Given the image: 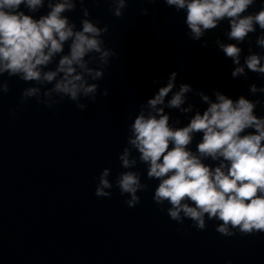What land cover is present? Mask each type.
Masks as SVG:
<instances>
[{"label":"clouds","instance_id":"clouds-1","mask_svg":"<svg viewBox=\"0 0 264 264\" xmlns=\"http://www.w3.org/2000/svg\"><path fill=\"white\" fill-rule=\"evenodd\" d=\"M86 0H48L46 15L34 18L31 13L45 7V0H0V77H18L28 83L20 95L17 110L30 99L54 109L67 98L77 109L84 111L95 103L99 84L111 59L117 56L108 47L103 36L109 26H100L99 19L91 18L84 7ZM110 4L116 18H123L129 0H93ZM158 3L159 0H147ZM82 10L80 27L65 13ZM169 8L186 12L187 35L200 41L205 33L216 29L227 20L226 37L235 43L216 44L226 58L235 65L233 78L249 72L264 77V55L250 54L241 65L242 44L250 33L261 30L256 45L264 49V6L249 13L256 0H163ZM23 6V8H22ZM23 9H27L29 14ZM147 15L148 9H142ZM65 45L68 50L65 52ZM207 47V41L201 45ZM58 57V60H57ZM55 62V67L49 66ZM178 73L173 71L166 86L160 87L147 100V109L141 105L134 122L128 126L127 146L118 154L121 168L115 177V187L120 195H127L124 202L134 208L141 202L138 192H145L149 185L141 180V173L134 171L138 162L147 166V178L159 181L153 200L166 211L172 221L180 225L190 220L198 231L206 230L208 221H218L215 231L225 237L236 234L250 236L264 234V116L255 114L260 100L246 99L243 95L233 100L217 91L215 101L203 92L198 95L208 104L206 110L197 111L187 126L173 127L165 114V98L176 86ZM158 81H153L157 83ZM50 85V87H49ZM10 91L9 84L0 80V96ZM191 85L183 83L174 92L165 107L189 113L193 106L183 108L185 94L192 92ZM253 95L264 93V87L250 85ZM13 119L16 111H11ZM179 123V121H177ZM195 133H202L196 152L189 145ZM133 150L138 156L133 155ZM218 165L205 163L207 159ZM110 168H104L96 178L97 198H111L114 185L109 180ZM165 204L169 205L166 209Z\"/></svg>","mask_w":264,"mask_h":264}]
</instances>
